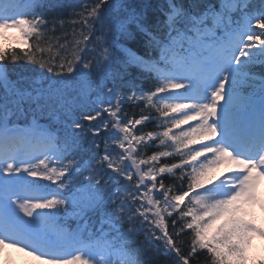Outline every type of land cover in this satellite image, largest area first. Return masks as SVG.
Returning a JSON list of instances; mask_svg holds the SVG:
<instances>
[{
    "label": "snow or ice",
    "instance_id": "6c2138e0",
    "mask_svg": "<svg viewBox=\"0 0 264 264\" xmlns=\"http://www.w3.org/2000/svg\"><path fill=\"white\" fill-rule=\"evenodd\" d=\"M6 248L264 264V0H0Z\"/></svg>",
    "mask_w": 264,
    "mask_h": 264
},
{
    "label": "rangeland",
    "instance_id": "374dc122",
    "mask_svg": "<svg viewBox=\"0 0 264 264\" xmlns=\"http://www.w3.org/2000/svg\"><path fill=\"white\" fill-rule=\"evenodd\" d=\"M257 216H259V213H257ZM255 244L257 243V247H259L260 242L259 241H255ZM7 249H10V252H15V258L17 259V261L20 264H24V263H29V264H35L34 261H32V259L30 257L25 256L23 253L17 252L14 249L11 248H6L4 249V251L2 253H0V258L5 259V262H9V264H15L14 259L12 260V258L10 257L9 251H6Z\"/></svg>",
    "mask_w": 264,
    "mask_h": 264
},
{
    "label": "trees",
    "instance_id": "16d2710c",
    "mask_svg": "<svg viewBox=\"0 0 264 264\" xmlns=\"http://www.w3.org/2000/svg\"><path fill=\"white\" fill-rule=\"evenodd\" d=\"M66 2H68V3H75L76 0H66Z\"/></svg>",
    "mask_w": 264,
    "mask_h": 264
}]
</instances>
